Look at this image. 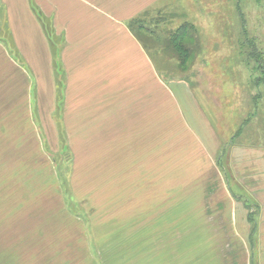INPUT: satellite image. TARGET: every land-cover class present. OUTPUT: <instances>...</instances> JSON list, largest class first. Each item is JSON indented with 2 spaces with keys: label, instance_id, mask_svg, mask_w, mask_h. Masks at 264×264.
<instances>
[{
  "label": "rangeland",
  "instance_id": "obj_1",
  "mask_svg": "<svg viewBox=\"0 0 264 264\" xmlns=\"http://www.w3.org/2000/svg\"><path fill=\"white\" fill-rule=\"evenodd\" d=\"M145 14L129 29L155 72L151 128L51 116L0 27L8 264H257V219L244 215L260 208L258 158L242 146L264 140V0H163ZM38 17L58 70L63 38ZM183 25L185 62L169 42Z\"/></svg>",
  "mask_w": 264,
  "mask_h": 264
},
{
  "label": "crops",
  "instance_id": "obj_2",
  "mask_svg": "<svg viewBox=\"0 0 264 264\" xmlns=\"http://www.w3.org/2000/svg\"><path fill=\"white\" fill-rule=\"evenodd\" d=\"M162 2L0 0V27L13 34L19 53L32 67L37 99L40 106L49 108L51 116L59 113L60 120L66 122H141L151 128L155 72L129 24ZM34 9H39L51 21L55 35L63 38L58 70L51 42ZM211 137L214 143L215 137ZM257 145L242 146V150L257 153L258 189L252 196L260 207L245 211L244 216L257 219V264H264V140ZM250 155H246L248 160ZM2 244L0 264H8L3 252L6 240ZM17 256L19 259L20 253Z\"/></svg>",
  "mask_w": 264,
  "mask_h": 264
},
{
  "label": "trees",
  "instance_id": "obj_3",
  "mask_svg": "<svg viewBox=\"0 0 264 264\" xmlns=\"http://www.w3.org/2000/svg\"><path fill=\"white\" fill-rule=\"evenodd\" d=\"M35 13L40 16L41 13L37 12L36 9H34ZM146 14L141 15L139 18L135 19L132 21V23H136L138 24V29L139 30H143L146 27L144 26V24L142 23L143 21H146ZM153 23H158V21H155ZM150 24L152 25V22H150ZM190 38V30L186 25L181 26L180 28H178L173 34L170 35V44L172 45V47L174 48V50L177 52L178 55H180V57L182 58V62H185V57L188 54V47L186 43V40H188ZM179 57V58H180Z\"/></svg>",
  "mask_w": 264,
  "mask_h": 264
}]
</instances>
